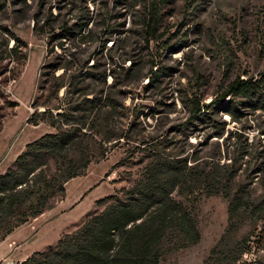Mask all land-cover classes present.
Instances as JSON below:
<instances>
[{"label":"rangeland","instance_id":"374dc122","mask_svg":"<svg viewBox=\"0 0 264 264\" xmlns=\"http://www.w3.org/2000/svg\"><path fill=\"white\" fill-rule=\"evenodd\" d=\"M154 1L0 0V30L25 43L26 57L21 63L10 60L16 44L10 40L0 62V177L29 143L57 133L48 122H29L45 109L34 108L35 101L87 117V129L98 126L80 151L70 154L95 158L87 173L69 181L65 195L49 200L42 215L9 235L46 185L35 176L33 194L21 197L24 203L11 212L10 193L0 194L8 196L0 204V245L6 241L0 259L22 263L17 253L26 240L37 243L30 256L55 248L58 236L74 233L104 210L96 201L87 213L72 211L81 192L99 187L87 206L120 194L141 179L155 153L186 160L195 172L220 173L232 180L242 203L250 204L231 222L221 194L207 196L205 186L191 195L175 192L192 211L201 239L184 249L166 244L160 264H234L251 238L264 234V0H166L159 36L151 39L143 21ZM238 78L260 82V97L253 102L228 96L225 105L210 110L209 119L191 121L193 100L214 104ZM96 98L102 108L91 113L89 102ZM67 165V158L49 160L45 176L54 177ZM226 183L216 187L223 191ZM257 209L260 218L253 216ZM18 231L22 243L12 240Z\"/></svg>","mask_w":264,"mask_h":264},{"label":"trees","instance_id":"16d2710c","mask_svg":"<svg viewBox=\"0 0 264 264\" xmlns=\"http://www.w3.org/2000/svg\"><path fill=\"white\" fill-rule=\"evenodd\" d=\"M166 0H155L147 8L143 21L147 35L151 39L159 36L161 26V8ZM9 32V39L0 30V62L3 61L4 48H9L10 40L16 42L11 47L10 60L21 63L26 60L21 52L25 43L14 33ZM70 33V29H65ZM22 45V46H21ZM7 50V49H6ZM15 79V78H14ZM261 83L246 81L240 78L231 82L227 89L215 100L214 104L200 105L192 101V120H207L210 110L225 105L228 96L245 98L254 102L260 97ZM61 86L55 90L56 98ZM91 113L100 112L101 99L90 100ZM44 106L43 111H35L29 122L38 126L48 122L57 133L46 134L29 143L26 150L18 156L14 166L0 177V194L10 193L8 198L10 212L17 204H23L21 197L28 198L35 176L45 182L42 195L31 202L24 219L11 225L8 235L20 225L33 218H38L47 209V202L66 193V184L72 179L84 176L95 158L81 153L80 157H71L72 152L80 151L88 138L97 133L98 126L87 129L85 116L68 114L62 107H52L39 100L34 108ZM206 110L208 111L206 113ZM237 110V109H235ZM205 111V112H202ZM105 152L100 157L105 159ZM67 158L68 165L54 177H46L44 168L49 160ZM183 159H173L152 154L144 167L142 177L132 187L122 189L120 194L111 195L96 202L104 207L99 214L91 215L77 231L66 234L59 239L57 246L46 253H35L21 264H160L165 254V245L184 249L200 242L201 235L192 211L181 201L173 197L175 192L196 193L203 186L207 196L222 195L229 202L230 221L241 216L242 203L240 194H234L229 185L232 180L225 179L220 173L197 171ZM226 186L223 191L217 185ZM26 187H29L28 189ZM0 198V204L6 199ZM250 208V207H249ZM11 214V213H10ZM261 209L254 211L253 216L260 218ZM86 219V218H85ZM246 248V247H245ZM239 255L234 264H238L244 253Z\"/></svg>","mask_w":264,"mask_h":264},{"label":"crops","instance_id":"0c3cea01","mask_svg":"<svg viewBox=\"0 0 264 264\" xmlns=\"http://www.w3.org/2000/svg\"><path fill=\"white\" fill-rule=\"evenodd\" d=\"M97 189H99V187L98 188H96L95 190H91V187H88V188H86L83 192H81L78 196H77V198H76V200H75V202L72 204V206H71V210L72 211H74V210H78L79 212H83V211H85V212H83V213H87L86 211H89V210H87V208L88 209H91L92 210V208L94 207V205H95V202L96 201H98V200H94V202L92 201L91 202V204L89 205V206H87V202H88V197L90 196V195H92L94 192H96L97 191ZM65 200V199H64ZM63 200V201H64ZM62 201V202H63ZM87 206V207H86ZM92 207V208H91ZM85 208V209H84ZM90 210V211H91ZM86 218V216H83L82 217V219H85ZM26 228L24 227V230H25ZM19 234H20V232L18 231V232H16V233H14L13 235H12V240H14L15 242L16 241H20L21 242V239L22 238H20L19 237ZM25 234V233H24ZM25 235H27V234H25ZM24 235V236H25ZM27 237V236H26ZM11 238V237H10ZM60 239V237L58 236L57 238H56V240L55 241H58ZM6 242V241H5ZM5 242H3L0 246H4L5 247ZM22 243V242H21ZM36 247H37V243H34V241H32V240H26L25 242H23L21 245H20V251L17 253V256L18 257H20V259H21V262H23L22 260H27V258L30 256V254L36 249ZM26 255V256H25ZM25 256V257H24Z\"/></svg>","mask_w":264,"mask_h":264},{"label":"built area","instance_id":"2783aa9c","mask_svg":"<svg viewBox=\"0 0 264 264\" xmlns=\"http://www.w3.org/2000/svg\"><path fill=\"white\" fill-rule=\"evenodd\" d=\"M0 264H21L11 258L0 259ZM238 264H264V234L253 236L248 242Z\"/></svg>","mask_w":264,"mask_h":264}]
</instances>
